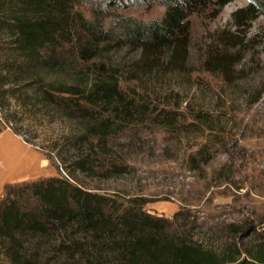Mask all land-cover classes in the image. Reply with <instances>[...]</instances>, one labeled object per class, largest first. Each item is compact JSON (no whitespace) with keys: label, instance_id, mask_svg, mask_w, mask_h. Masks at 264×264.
<instances>
[{"label":"rangeland","instance_id":"1","mask_svg":"<svg viewBox=\"0 0 264 264\" xmlns=\"http://www.w3.org/2000/svg\"><path fill=\"white\" fill-rule=\"evenodd\" d=\"M119 1L75 0L74 10L87 20L98 15L103 27L116 14L148 22L165 11L157 0ZM246 4L231 0L217 13H192L186 34L152 49L80 32L66 46L70 56L77 49L72 71L42 74L38 82H6L0 51V129L31 140L25 143L48 160L46 177L75 179L119 203L140 202L214 250L229 243L244 249L264 228V15L237 28L232 13ZM76 70L84 79L100 73L118 80L138 105L131 120L92 134L84 120L41 105L39 87L71 81Z\"/></svg>","mask_w":264,"mask_h":264},{"label":"trees","instance_id":"2","mask_svg":"<svg viewBox=\"0 0 264 264\" xmlns=\"http://www.w3.org/2000/svg\"><path fill=\"white\" fill-rule=\"evenodd\" d=\"M157 1L165 6L160 19L146 22L116 14L113 24L103 27L98 15L87 20L74 10L75 0H0L1 65L8 71L3 78L38 82L44 80L42 74L59 77L72 71L77 49L70 56L66 46L80 32L97 42L109 39L143 49L168 44L186 34L192 13L209 7L217 13L231 0ZM232 15L237 28H243L264 15V0H247ZM80 50L83 57L87 49ZM64 55L74 60L66 61ZM82 75L76 70L71 81L40 86L41 105L84 120L83 130L92 134L114 130L118 118L131 120L138 105L126 98L118 80L100 73L92 79ZM12 131L18 134L16 128ZM74 166L82 168L83 161L76 159ZM0 264H264V228L244 249L229 243L217 251L186 238L173 219L150 214L140 202L119 203L75 179L41 177L3 186Z\"/></svg>","mask_w":264,"mask_h":264},{"label":"crops","instance_id":"3","mask_svg":"<svg viewBox=\"0 0 264 264\" xmlns=\"http://www.w3.org/2000/svg\"><path fill=\"white\" fill-rule=\"evenodd\" d=\"M46 162L38 149L25 143L11 129H0V190L8 182L46 177Z\"/></svg>","mask_w":264,"mask_h":264}]
</instances>
